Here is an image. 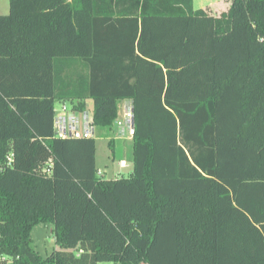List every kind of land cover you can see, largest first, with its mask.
<instances>
[{
    "label": "trees",
    "instance_id": "obj_1",
    "mask_svg": "<svg viewBox=\"0 0 264 264\" xmlns=\"http://www.w3.org/2000/svg\"><path fill=\"white\" fill-rule=\"evenodd\" d=\"M192 1L8 0L7 264H264V0H229L219 15ZM86 100L108 131L131 101L129 176L102 177L94 136L55 135L54 103ZM39 223L59 246L44 259Z\"/></svg>",
    "mask_w": 264,
    "mask_h": 264
},
{
    "label": "rangeland",
    "instance_id": "obj_2",
    "mask_svg": "<svg viewBox=\"0 0 264 264\" xmlns=\"http://www.w3.org/2000/svg\"><path fill=\"white\" fill-rule=\"evenodd\" d=\"M193 8H203L208 10L212 14H218L221 11L226 10L229 5V0H193ZM8 0H0V14L8 13ZM67 109L70 105L67 104ZM54 109L56 115L60 113L61 101L54 103ZM88 113H92V103H89V107L84 108ZM125 106L118 103V116L114 124L117 122L123 123V113ZM80 110V109H77ZM77 117L81 118V113L76 112ZM117 125H114L112 130L96 128L94 132L95 138V162L99 172L102 173V177L105 179L115 178L118 176H129L132 171V141L127 136V132L118 136L116 133ZM109 140L112 141V145H109ZM125 159L127 165L125 168L120 167V159ZM31 245L38 252L41 258L46 256L55 248H58V244L54 239L53 227L51 223L45 224L39 223L33 226L30 231ZM11 258L4 259L0 256V264H7V261ZM6 262V263H5ZM98 264H113L112 262H100ZM144 264V263H140Z\"/></svg>",
    "mask_w": 264,
    "mask_h": 264
},
{
    "label": "built area",
    "instance_id": "obj_3",
    "mask_svg": "<svg viewBox=\"0 0 264 264\" xmlns=\"http://www.w3.org/2000/svg\"><path fill=\"white\" fill-rule=\"evenodd\" d=\"M123 113V123L119 122L116 133L118 136L127 132V136L131 138L134 134V123L131 101L126 103ZM67 102H61V112L54 115L53 127L57 137H92L95 132V125L93 123L92 113H88L86 109L77 110L73 107L67 109ZM76 112L81 113V118L77 117ZM120 167H125L127 162L125 159H120ZM49 172V167L45 169ZM100 173V172H99ZM7 261V260H6ZM10 261V260H9Z\"/></svg>",
    "mask_w": 264,
    "mask_h": 264
},
{
    "label": "crops",
    "instance_id": "obj_4",
    "mask_svg": "<svg viewBox=\"0 0 264 264\" xmlns=\"http://www.w3.org/2000/svg\"><path fill=\"white\" fill-rule=\"evenodd\" d=\"M228 7V6H227ZM227 9V8H226ZM225 11V10H224ZM221 12H223V11H221ZM220 12V13H221ZM210 13V12H209ZM220 13H218V14H212V15H219ZM91 102V100H86V104H85V108H87V107H89V103ZM129 101H120L119 103H121V105H125L126 103H128ZM72 103V102H71ZM92 103V102H91ZM67 104H69V103H67ZM73 104V103H72ZM71 107H73L74 109H75V105H77V103H75V105H71V104H69ZM56 114V113H55ZM117 123H119V122H117ZM126 167V166H125ZM125 167H123V168H125Z\"/></svg>",
    "mask_w": 264,
    "mask_h": 264
}]
</instances>
